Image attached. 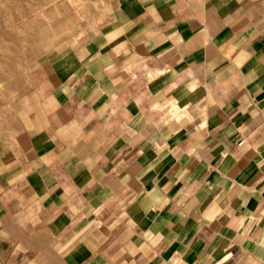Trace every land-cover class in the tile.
<instances>
[{"label": "crops", "instance_id": "1", "mask_svg": "<svg viewBox=\"0 0 264 264\" xmlns=\"http://www.w3.org/2000/svg\"><path fill=\"white\" fill-rule=\"evenodd\" d=\"M0 122V264H264V0H113Z\"/></svg>", "mask_w": 264, "mask_h": 264}, {"label": "rangeland", "instance_id": "2", "mask_svg": "<svg viewBox=\"0 0 264 264\" xmlns=\"http://www.w3.org/2000/svg\"><path fill=\"white\" fill-rule=\"evenodd\" d=\"M112 2L0 0V122L26 119L40 58L90 33ZM38 264L62 263L56 258Z\"/></svg>", "mask_w": 264, "mask_h": 264}]
</instances>
